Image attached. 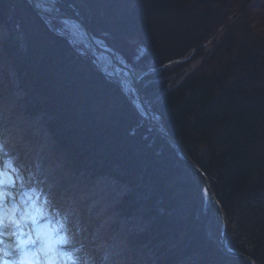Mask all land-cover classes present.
<instances>
[{"label":"trees","instance_id":"16d2710c","mask_svg":"<svg viewBox=\"0 0 264 264\" xmlns=\"http://www.w3.org/2000/svg\"><path fill=\"white\" fill-rule=\"evenodd\" d=\"M55 8L137 69L189 57L147 74L141 91L154 124L208 177L227 248L264 264V0H55ZM56 23L27 0H0V134L8 130L4 147H21L38 183L53 174L71 182L53 190V208L75 215L82 264H248L224 252L202 176ZM210 39L212 54L203 48Z\"/></svg>","mask_w":264,"mask_h":264},{"label":"rangeland","instance_id":"374dc122","mask_svg":"<svg viewBox=\"0 0 264 264\" xmlns=\"http://www.w3.org/2000/svg\"><path fill=\"white\" fill-rule=\"evenodd\" d=\"M36 2L38 3L39 7L46 13L50 14V13H53L54 11L56 13H58L56 8H55V0H36ZM52 20L57 21L56 25H53V27L57 30V32L64 35L65 37H67L69 39L70 44L75 46L79 53H81L84 56H91L94 59V63L97 66H99L106 73L111 72V74H112L111 76L115 77L117 80L120 81V79L117 76L113 75V73H112L113 70H111L112 68L109 65H108L109 66L108 68L104 67L105 64L103 63V60L100 59L99 52H97L94 49V47H91L89 45H86V46L84 45L85 42L88 40L86 39L85 34L79 28L78 29L75 28L73 25H71L68 22H64V21H61L58 19L46 18V21L48 23L52 22ZM53 27H51V28H53ZM238 28H239V26L236 27L234 29V31L238 32L239 31ZM223 34H224V31L221 32V35H223ZM96 37H98V36H96ZM99 38H102L106 41V39L104 37H99ZM87 46L89 48H87ZM214 46H215V44H213L212 39H210L207 43H205L203 45V48H204L205 52H207L208 54H212V52L215 51ZM111 47H113V46H111ZM193 55H194V51H193V53H191L190 56H193ZM121 59L126 60L127 63L132 66V64L126 59L125 56H123V54L121 55ZM187 60H189V57L177 59V60L168 62L164 65H161L159 67L152 66L149 68V70L137 69L134 66H132V69H133V71L137 70L139 74L142 72L149 74L151 72H155L158 70H164V69L170 68L171 66H176V65L182 64V63L186 62ZM199 64H200V60H197L194 63H192L191 66L186 70L185 74H187V75L191 74L192 71L195 70ZM109 75H110V73H109ZM120 83H121V81H120ZM140 83H141V81H140ZM121 85H122V83H121ZM122 88H123V86H122ZM123 92H124V90H123ZM128 94L132 97L134 96V94H132L131 92H128ZM144 100H145V98H144ZM145 103H146V101H145ZM146 105H147V103H146ZM147 107H148V105H147ZM5 135L6 136L9 135L8 130L5 132ZM3 137H4V135L3 136L1 135V137H0V160L5 159V150H4L3 144H4L6 139ZM15 152H17V153H13V157H12L13 161H14V158L18 155L19 150L15 151ZM21 155L23 156V153H21ZM18 158H19V162H17L15 160L14 163L16 166H18L20 168V171L25 178L24 184L31 186L30 188H28L27 190H24V191L32 192L34 190L33 201L35 202L37 207H42L47 212V215L38 218L37 225H33L29 222L27 225L24 226L23 230L26 233H28V232L32 233V238L35 239V229L37 227L42 228L44 226H47V232L45 234V251L40 250L41 244L39 242H37L34 245H26L24 253H21L20 251L16 250L15 247H11V248L7 249L10 252V255L4 257V259L7 260L9 262V264H20L22 256H24L28 261H30V264H82L84 261L83 256H82V252H81V249L79 247L78 242L76 241L77 229L73 226V223L71 222V218L74 219L75 215L73 214L70 217L68 214H66L64 212L61 213V212L55 211L53 208V203H54L53 196H52L53 190H54V192L58 191V190H67L70 188L71 182L68 180L60 179L59 175L53 174V176L51 175L50 178H48L46 182L43 181V183L42 184L40 183L38 185V187L36 188L33 186V180L30 179L31 173L26 172V171H28V169H27L28 164H27L26 160L24 159V157H21V158L17 157V160H18ZM17 187L18 188L20 187L19 183H17ZM9 191H13V190L9 189ZM45 197H47V199H48V201H50V203H47V204L45 203ZM19 199H20V197H17V203H19ZM24 199L26 200L27 198L25 197ZM33 201L27 202V206L29 207L30 212H34V210L31 208V204L33 203ZM11 203L12 202L9 201V206H11ZM17 218L19 219V215L17 216ZM62 225H63V227H62ZM17 235L20 239H23L25 241L28 239L27 236L20 237L19 236V230H17ZM65 235L69 239L68 244L63 245V244L56 243V241H58L60 239V237L65 236ZM4 240H5V245H0V248H4L9 243L14 244V240H9V238H7V237H4ZM222 245H223V243H222ZM49 249L52 250L53 255L57 256V261H56L57 263H55V262L53 263L51 259L44 260L46 258L51 257V255H52V253L49 252ZM223 250H224V246H223ZM224 252H225V250H224ZM0 255H3V253L0 252ZM52 258H54V257H52Z\"/></svg>","mask_w":264,"mask_h":264},{"label":"snow or ice","instance_id":"6c2138e0","mask_svg":"<svg viewBox=\"0 0 264 264\" xmlns=\"http://www.w3.org/2000/svg\"><path fill=\"white\" fill-rule=\"evenodd\" d=\"M19 183L20 187H17ZM25 178L22 175L20 168L15 165L11 158L0 160V245H5L4 237L9 240H14L13 243L7 244L4 248H0V264H9L4 257L10 255L8 248L15 247L16 250L24 253L26 245H34L37 242L41 244V251H45V234L47 232V226L37 227L35 229V239L32 238V233L24 232L23 228L29 222L33 225H37L38 218L47 215V212L42 207H37L33 201L32 192L24 191L23 186ZM12 189L13 191H9ZM17 197H20L19 203H17ZM27 198L26 200L24 198ZM11 201V206H9ZM28 201H33L31 208L34 212L29 211L27 206ZM45 203H50L47 197H45ZM19 215V219L17 216ZM63 227V225H62ZM19 230V236H27L28 239L25 241L20 239L17 235ZM58 244L66 245L69 243L68 237L62 236L58 241ZM20 264H30L24 256L21 257Z\"/></svg>","mask_w":264,"mask_h":264},{"label":"water","instance_id":"95a60500","mask_svg":"<svg viewBox=\"0 0 264 264\" xmlns=\"http://www.w3.org/2000/svg\"><path fill=\"white\" fill-rule=\"evenodd\" d=\"M29 2V4L31 5V7L33 8V10L40 16L42 17L44 20H46V18H51V19H58L64 22H70L75 24L84 34L85 36L88 38V40L94 45L96 44L97 41H101L105 47L107 48L106 53L107 55H109V57L112 59L113 58V65L111 66L112 70H113V75L117 76L123 86V90L125 92V94L127 95V97L136 105L138 111L141 113V115L148 121L149 125L159 134L163 135L164 137H166L168 140H170L180 151L181 155L186 159V161L202 176L203 181L205 183L207 192L210 196V198L212 199L215 207L217 208L222 221H223V234H222V243L224 246V250L226 252L227 255L232 256V257H238V258H242L244 259L248 264H256L255 260L253 258H251L250 256L243 254V253H239V252H234L231 250L227 249V242H228V223H227V219L225 216V213L223 211V208L221 206V204L219 203L218 199L216 198L214 191L212 189L211 183L208 179V177L206 176V174L200 169V167L195 163V161L181 148V146L177 143V141H175L169 134L163 132L161 129L157 128L154 123H153V115L150 111V109L147 107L145 100H144V96L143 93L141 91L140 88V81L142 79V77L146 74V73H138L137 70L133 71L132 66L130 64L127 63L126 60H124V63L122 61H117V57L120 55L121 58V54H119L113 47H111L104 39L96 37L87 27V25L77 16L75 15H65V14H58L55 11L53 13H46L44 12L38 5V3L36 2V0H27ZM87 48H89L87 46ZM96 48H100L99 46H97ZM99 51H101L99 49ZM120 66H124L127 70L128 67L130 68V72H132V79H131V87L133 89V94L134 96H130L127 92V86L124 82V80L121 78L120 75H118L117 73H115L114 71V67L120 69ZM131 66V67H130ZM120 67V68H119ZM122 69V68H121ZM123 70V69H122Z\"/></svg>","mask_w":264,"mask_h":264},{"label":"bare ground","instance_id":"6f19581e","mask_svg":"<svg viewBox=\"0 0 264 264\" xmlns=\"http://www.w3.org/2000/svg\"><path fill=\"white\" fill-rule=\"evenodd\" d=\"M70 23V22H69ZM71 25H73L75 28H77L78 29V27L75 25V24H73V23H70ZM86 39L88 40V38L86 37ZM109 44V43H108ZM85 46L86 45H89V46H91V47H94V49L97 51V52H99V55H100V59L101 60H103V63L105 64V66L104 67H111L113 64V58L111 59L110 57H109V55H107V53H106V47H105V45L101 42V41H97L96 42V44H92L89 40L88 41H86L85 42V44H84ZM97 46H99L100 48H96ZM99 49L101 50V51H99ZM117 51V50H116ZM119 54H121L119 51H117ZM122 55V54H121ZM118 62L119 61H122L123 63H124V60H122L121 58H120V55L117 57V59H116ZM125 64V63H124ZM109 65V66H108ZM133 66V65H132ZM123 69H121V68ZM119 68L120 69H118V68H115L114 67V71H115V73H117L118 75H120L121 76V78L124 80V82H125V84H126V86H127V92H131L132 94H133V89H132V87H131V77H132V72H130V68L128 67V70L124 67V66H120ZM106 68V69H107ZM112 70V69H111ZM110 70V71H111ZM109 73H110V75H109ZM109 73H107L109 76H111L112 74H111V72H109ZM113 73V72H112ZM147 74H145L143 77H145ZM142 77V78H143ZM163 131V130H162ZM163 132H165V131H163ZM165 133H167V132H165ZM168 134V133H167ZM201 169V168H200ZM41 177V176H40ZM38 180L40 181V182H43V181H47V179H43V177H42V179L40 178H38ZM207 190V189H206ZM49 252L50 253H52V255H51V257H49V258H46V259H44V260H47V259H51L52 260V262L54 263H57L56 261H57V256L56 255H53V252H52V250H50L49 249ZM52 257H54V258H52ZM242 259V258H241ZM242 260H244V259H242ZM245 261V260H244ZM246 262V261H245Z\"/></svg>","mask_w":264,"mask_h":264}]
</instances>
